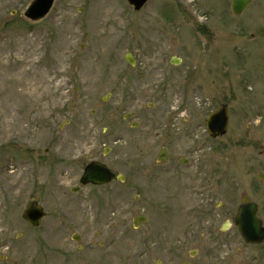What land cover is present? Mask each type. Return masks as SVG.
I'll return each instance as SVG.
<instances>
[{
  "label": "rangeland",
  "instance_id": "1",
  "mask_svg": "<svg viewBox=\"0 0 264 264\" xmlns=\"http://www.w3.org/2000/svg\"><path fill=\"white\" fill-rule=\"evenodd\" d=\"M30 1L0 0V264H264V241L249 245L236 228L217 244L178 243L179 175L193 166L212 171L214 200L233 214L244 194L264 204V0L240 14L232 0H149L138 11L55 0L38 22L23 16ZM220 103L228 127L212 138L205 118ZM162 146L165 168L154 164ZM92 159L127 183L79 185ZM158 170L168 188L152 187ZM32 199L46 211L36 227L22 218Z\"/></svg>",
  "mask_w": 264,
  "mask_h": 264
},
{
  "label": "flooded vegetation",
  "instance_id": "2",
  "mask_svg": "<svg viewBox=\"0 0 264 264\" xmlns=\"http://www.w3.org/2000/svg\"><path fill=\"white\" fill-rule=\"evenodd\" d=\"M129 115L130 114H127V116H129ZM136 125H137L136 123L135 124L132 123V126H136ZM105 150H104V153H105ZM109 150H110V148H109ZM161 157H164V158H161ZM167 159L169 160L168 151L165 147L162 146L157 153L156 159L154 160V164L157 165L158 167H164L162 165L166 162ZM92 160H99V159H92ZM99 161L103 162L102 160H99ZM181 162L184 163L185 165L189 164L188 159L182 158ZM107 166L115 174L113 180L110 181L109 183H111L115 180H117L121 184L127 183L125 175H123L124 180H120L118 178V175L120 173L114 171L109 165H107ZM190 167L191 166H189L188 168H190ZM193 169H194L193 171L188 170V171L182 172L179 175V177L181 179V181H180V184L182 186L181 188L183 189V191H181V193L183 194V196H185L187 198L188 203L185 204L181 208V214L183 215L184 223L182 225V231H181L182 232L181 233L182 239L178 240V243H180V244L183 243V244L189 245L192 242H198L200 240V237H206L207 240H210L211 238H213L215 241H211V243H214V244H217L219 241L223 242L222 238L227 231L232 230L234 228H236V230L238 231V227L236 226L234 219H235V215L237 212V207L240 204L255 203V205H256L255 214L262 221V225L264 226V222H263L264 220L262 218V214L264 212V204L263 203H260L259 201L252 200L248 194L247 195L244 194L241 198V202L236 207L235 214H233L232 208H227V207L224 208L223 202L217 203L214 200V195L216 194V191H215V187H214L215 182L212 180L213 179V175L211 174L212 171H207V169L203 170L201 168H198L197 166H193ZM164 171L165 170H161V171L158 170V171L153 172L154 174H152V172L149 173V174H151L150 177H151L152 187H154V188H165V187H167L168 180H160V175H162V173H164ZM82 172H83V170H82ZM82 172H81V174H82ZM81 174H80V176H81ZM261 174H264V172L257 173V178L259 180L264 179V178L260 177ZM80 176H79V178H80ZM78 181H79V179H78ZM109 183H106V184H109ZM133 183H135L134 185H137L136 180ZM106 184H102V185H106ZM79 185H81V184L79 183ZM86 185L100 186V185H94L91 183L86 184ZM159 185H161V186H159ZM82 186H85V185H82ZM74 188H76V190H77L79 188V186H76ZM74 188H72V190L76 191V190H74ZM154 194H156V193H154V191H152V195H154ZM154 207L155 206H152L151 210H158L157 207H156L157 209ZM167 212L170 214H167ZM167 212L164 211V213H165L164 215H165V217L167 216L166 218H168V219H169V217H172V214L176 213L174 209H170ZM220 212H224L225 215H227L224 217V220L221 223L218 222V217L221 216ZM145 218H146V216H145ZM132 222H133V220H132ZM238 233H239V231H238ZM207 240H206V242L209 243V241H207ZM183 244L180 246V249L184 250L183 252H185V251H187L186 250L187 248H186V245H183ZM247 244L257 245V244H251V243H247ZM258 244H260V243H258ZM187 253L191 257L197 256L198 249L192 248L191 250H188ZM184 255H185V253H184ZM184 263L188 264L187 261H184ZM249 263L259 264L257 262H249ZM249 263H247V264H249Z\"/></svg>",
  "mask_w": 264,
  "mask_h": 264
},
{
  "label": "water",
  "instance_id": "3",
  "mask_svg": "<svg viewBox=\"0 0 264 264\" xmlns=\"http://www.w3.org/2000/svg\"><path fill=\"white\" fill-rule=\"evenodd\" d=\"M55 0H31L24 12L23 16L31 22H38L42 20L51 10ZM149 0H127L128 4L133 7L134 10H140ZM250 0H232L231 8L234 13L240 14L248 5ZM125 60L135 65L136 59L131 53L125 54ZM181 61L178 57H172L171 63L178 64ZM106 100V97L103 98ZM206 131L212 138H217L224 135L228 127V106L225 103H220L218 107L210 112L205 118ZM109 151V148L105 150V153ZM164 158V157H161ZM115 174L107 166L106 163L99 160H92L88 162L79 178L81 185L94 184L102 185L109 183L113 180ZM264 178V174L260 175ZM120 180H124L122 174L118 175ZM76 190V188H74ZM255 203L240 204L237 207L235 215V224L238 227L241 238L246 243L258 244L264 240V226L262 221L255 214ZM46 216L44 207L37 200H30L22 212V218L33 227L40 225L42 219ZM145 215L139 214L133 219V225L136 227L140 223L145 222ZM72 238L79 240L77 234H73ZM2 256L0 255V260ZM252 264V263H249Z\"/></svg>",
  "mask_w": 264,
  "mask_h": 264
}]
</instances>
